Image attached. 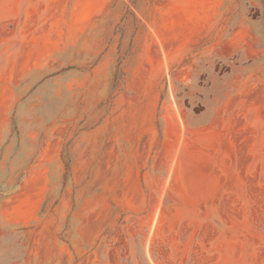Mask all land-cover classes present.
<instances>
[{
    "label": "rangeland",
    "instance_id": "rangeland-1",
    "mask_svg": "<svg viewBox=\"0 0 264 264\" xmlns=\"http://www.w3.org/2000/svg\"><path fill=\"white\" fill-rule=\"evenodd\" d=\"M200 8L0 0V264H264V0Z\"/></svg>",
    "mask_w": 264,
    "mask_h": 264
},
{
    "label": "crops",
    "instance_id": "crops-1",
    "mask_svg": "<svg viewBox=\"0 0 264 264\" xmlns=\"http://www.w3.org/2000/svg\"><path fill=\"white\" fill-rule=\"evenodd\" d=\"M199 2L200 11L196 14V24L192 29L195 32H209L217 20V16L228 0H197ZM264 20L261 16L253 18L249 15L243 16L240 24L235 26L229 33V35L223 39L225 46L229 48L233 53H238L244 47V44H248L255 54V57H251V61L257 59L259 56V43L264 42V32L261 25ZM199 41V38L195 39V42ZM244 77V76H243ZM242 78V77H241Z\"/></svg>",
    "mask_w": 264,
    "mask_h": 264
}]
</instances>
